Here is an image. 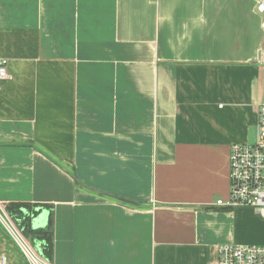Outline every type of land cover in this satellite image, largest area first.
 I'll return each mask as SVG.
<instances>
[{"label":"crops","instance_id":"1","mask_svg":"<svg viewBox=\"0 0 264 264\" xmlns=\"http://www.w3.org/2000/svg\"><path fill=\"white\" fill-rule=\"evenodd\" d=\"M262 49L255 0H0V210L53 207L51 264H214Z\"/></svg>","mask_w":264,"mask_h":264},{"label":"built area","instance_id":"2","mask_svg":"<svg viewBox=\"0 0 264 264\" xmlns=\"http://www.w3.org/2000/svg\"><path fill=\"white\" fill-rule=\"evenodd\" d=\"M255 12L261 17L264 31V0H255ZM259 61L264 65V49L260 51ZM10 78L6 62L0 61V81ZM256 129L257 137L253 144L235 143L230 146L229 194L227 200H219L216 205L230 210L250 209L264 219V89L257 105ZM0 223L27 264H49L33 251L1 210ZM0 264H6L3 257H0ZM214 264H264V244L223 243L217 248Z\"/></svg>","mask_w":264,"mask_h":264},{"label":"trees","instance_id":"3","mask_svg":"<svg viewBox=\"0 0 264 264\" xmlns=\"http://www.w3.org/2000/svg\"><path fill=\"white\" fill-rule=\"evenodd\" d=\"M3 211L38 256L51 264L54 254L53 207L49 204L10 202L4 206ZM43 213L47 214L44 225L34 228L33 220Z\"/></svg>","mask_w":264,"mask_h":264},{"label":"rangeland","instance_id":"4","mask_svg":"<svg viewBox=\"0 0 264 264\" xmlns=\"http://www.w3.org/2000/svg\"><path fill=\"white\" fill-rule=\"evenodd\" d=\"M256 137V126H251L244 139L239 142L253 144ZM232 212L234 211L230 212V234L232 236L230 241L244 245L264 244V219L259 215L255 216L252 211L240 210L238 213L231 214ZM33 251L36 253L34 249Z\"/></svg>","mask_w":264,"mask_h":264},{"label":"water","instance_id":"5","mask_svg":"<svg viewBox=\"0 0 264 264\" xmlns=\"http://www.w3.org/2000/svg\"><path fill=\"white\" fill-rule=\"evenodd\" d=\"M77 182V184L82 187L83 189L85 190H88V191H91V192H94V193H97V194H100V195H103V196H106L110 199H113V200H116V201H119L121 203H124V204H127V205H131V206H143L144 204H139V203H135V202H132V201H129V200H126V199H123L121 197H118V196H115V195H112V194H109V193H105V192H102V191H98V190H95V189H92V188H89L85 185H83L82 183H80L79 181H77V179L75 180ZM46 217H47V214L46 213H43L42 215H40L37 219L33 220V227L34 228H37V227H42L44 225V222L46 220Z\"/></svg>","mask_w":264,"mask_h":264}]
</instances>
